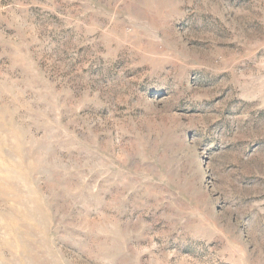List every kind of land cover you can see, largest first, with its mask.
<instances>
[{
    "label": "rangeland",
    "instance_id": "obj_1",
    "mask_svg": "<svg viewBox=\"0 0 264 264\" xmlns=\"http://www.w3.org/2000/svg\"><path fill=\"white\" fill-rule=\"evenodd\" d=\"M0 264H264V0H0Z\"/></svg>",
    "mask_w": 264,
    "mask_h": 264
}]
</instances>
